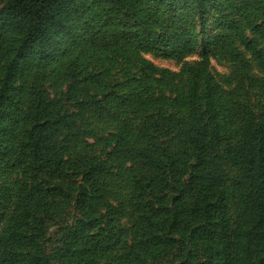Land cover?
Instances as JSON below:
<instances>
[{"label": "rangeland", "instance_id": "obj_1", "mask_svg": "<svg viewBox=\"0 0 264 264\" xmlns=\"http://www.w3.org/2000/svg\"><path fill=\"white\" fill-rule=\"evenodd\" d=\"M6 1L0 0V34L8 42L17 40L19 31L17 21L1 11ZM69 10L74 15L62 20L64 29L50 50L53 59L61 62L53 73L57 79L47 82L48 89L69 114L77 113L103 134L124 139L139 135L144 127L150 139L136 141L135 146L151 144L156 150H168L189 122L188 96H195L193 113L200 127L206 123L201 73L205 65L221 92L222 143L214 158H220L224 173L230 256L221 238L218 179L213 169L200 173V188L206 195L193 184L173 181L148 199L155 208L166 206L158 213V222L166 230L162 240L172 245L165 257L158 255L163 249L152 246L145 253L143 246L135 244L144 221L138 222L132 207L137 202L133 198L136 181L122 180L125 152L120 149L106 160L113 165L107 174V193L117 214L114 246L99 264H259L264 196L247 190L245 176L250 180L255 173L264 175V160L259 159L264 156V128H260L264 126V70L255 57H264V0H207L204 20L195 0H73ZM149 30L179 37L183 43L180 49L156 48L141 37ZM130 76L152 89L154 104L148 109L132 106L134 86L126 83ZM100 84L105 86L104 94H111L98 105L102 114L100 107L86 103L89 96L101 95ZM13 99L8 98L0 114V160L2 145L11 136L16 135L19 144L29 138V125H15ZM148 116L153 117L151 127L150 122L144 124ZM202 195L205 202L200 209Z\"/></svg>", "mask_w": 264, "mask_h": 264}, {"label": "trees", "instance_id": "obj_2", "mask_svg": "<svg viewBox=\"0 0 264 264\" xmlns=\"http://www.w3.org/2000/svg\"><path fill=\"white\" fill-rule=\"evenodd\" d=\"M72 1L7 0L1 9L2 13L17 21L19 37L7 42L0 34V114L8 98L13 97L10 105L15 125H29V138L25 144H19L14 135L2 145L0 264H99L103 254L114 246L111 238L117 211L107 193V174L113 168L107 161L120 149L125 152L122 180L136 181L133 198L137 202L132 207L138 222L144 221L135 244L143 246L144 252L152 246L163 249L158 255L165 257L172 245L162 240L166 237V230L158 222V213L166 206L155 208L148 199L167 190L173 181L193 184L206 195L205 188H200V173L202 169H213L214 177L218 179L216 207L221 238L226 242L224 249L230 256L227 253L230 251L227 242L229 217L224 173L220 158H214L222 143L221 92L214 77L207 72L205 65L201 70L203 104L207 114L205 125L200 127V120L193 113L197 103L192 100L195 96H188L189 122L177 142L169 146L173 148L156 150L151 144L144 148L135 146L136 141L142 143L150 139L144 127L139 135L125 140L112 133L103 134L92 124L82 121L77 113L69 114L59 100L51 96L47 85L58 76L53 73L61 61L54 60L50 50L56 36L64 29L62 20L74 15L69 10ZM92 1L96 3L97 0ZM206 1L195 0L203 20ZM141 37L156 48L176 49L178 46L180 49L179 45L183 43L179 37L172 38L151 30ZM255 55L264 70V57ZM126 81L134 86V92L130 94L132 106L146 110L154 104L152 89L139 85V78L130 76ZM100 85L97 91L101 95L86 99L91 108H99L98 105L111 98L108 92L104 94L105 86ZM125 103H128L127 99ZM100 110L102 114L103 108ZM152 119L148 116L144 124L150 122L151 127L154 124ZM259 159L264 160V156ZM138 170L142 171L139 176L136 174ZM261 175L255 173L250 180L245 176L246 188L264 196V175ZM116 180L120 181L118 176ZM202 201L205 202L203 195L199 196V206ZM259 264H264V230Z\"/></svg>", "mask_w": 264, "mask_h": 264}]
</instances>
